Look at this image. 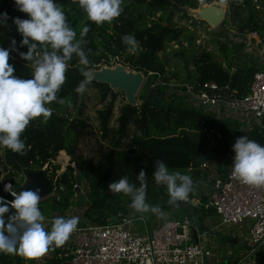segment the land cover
Returning <instances> with one entry per match:
<instances>
[{"label":"trees","instance_id":"16d2710c","mask_svg":"<svg viewBox=\"0 0 264 264\" xmlns=\"http://www.w3.org/2000/svg\"><path fill=\"white\" fill-rule=\"evenodd\" d=\"M219 0H123L121 7L123 12L120 17L114 19L109 24L105 22L97 26L87 19V14L72 0H57L66 15L70 25L76 30L77 38L84 26L90 28L85 37L84 50L90 61V69H99L103 65L112 66L115 59L120 60L125 57V64L132 69L142 71L145 75L153 72L165 76L167 67L162 61L160 54L166 52L172 43H176L181 50H174V56L183 60L186 67L193 66L195 76L199 75L201 81L213 80L220 85H226L230 81L245 94L250 83L253 81L255 70L230 75L228 69L223 64L215 60L212 52L204 49L197 51L196 37L191 30L178 27L174 23L177 14L182 18L190 20L196 26L197 21L188 14V9H198L203 5L212 4ZM240 5H236V0H228L231 10L236 11L245 4L248 8L252 0H239ZM250 6V7H249ZM7 12L10 19L7 26H0V46L10 48L13 39L17 41L16 47L19 51L26 52L27 46L20 47L21 35L16 31L13 19L15 17L27 18V14L17 10L14 0H0V13ZM256 11L251 12V16L245 22L244 27L260 28ZM133 35L138 41V50L131 54L127 49L122 37ZM223 33L217 34L220 38ZM216 42L224 44L218 39ZM188 43L187 47H184ZM178 49V48H177ZM39 54V50L38 53ZM14 65L15 74L19 77L30 78L32 75L31 64L23 60L19 52L10 53V61ZM79 58L73 55L69 63L67 80L62 86L58 96L64 100L77 99L78 93L75 89L85 79L81 74ZM177 76V75H176ZM157 77V76H156ZM169 80L168 76H166ZM165 78V79H166ZM90 85H95L104 92L111 90L108 85H102L92 81ZM143 103L139 107L125 105L119 118V129L112 138L113 146L104 152L100 160L87 166L83 173L75 176L72 163L83 164V157L79 153L80 143L89 130L88 121L82 117V110L78 111V116L72 117L62 113L63 105L52 102L47 105L52 109L53 115L46 124L42 123V118H37L30 122L29 126L22 134L26 146L29 148L26 155L14 153L9 149L0 148V193L4 192L3 182H13L19 185L23 181L18 180L21 170L24 167L42 169L47 163L65 151L71 156V164L67 170L61 174L56 181L58 192L62 200H46L40 203V209L44 216H50L43 211V203L52 212L65 213L71 204L76 205L75 194L76 185L83 182L85 178L88 190L87 209L84 212V219L96 225H108L115 221L120 213L127 214L129 211L122 206L120 194L109 191L108 186L113 181H118L127 176L130 183L137 182V176L141 171L146 173L155 170L156 162L162 160L169 170L196 171L199 167L197 159L202 154L212 152L214 156L226 161L229 157H234L233 144L240 136H247L264 145V132L258 128L246 130L240 128L223 127L214 120L206 117L203 112L188 106L186 101L178 96L167 98L166 105L152 104L147 100L146 94H141ZM65 106V105H64ZM112 113L111 105L101 114L103 128L108 134L109 117ZM165 113L164 116L162 114ZM178 115V117H175ZM139 125L141 135L134 137L130 144L122 147V139L127 135L128 126L131 121ZM203 121L206 123L203 124ZM174 125V126H173ZM180 130V132H179ZM234 134V137L229 136ZM220 134V137H219ZM224 167V166H223ZM222 167V168H223ZM55 169H59L56 166ZM201 176L197 172V176ZM83 177V178H82ZM20 178H22L20 176ZM53 180L54 178L51 177ZM146 183L149 180L146 179ZM200 193L199 185L194 182V192L189 197ZM148 196L155 201H159V208L162 213H171L179 210L178 203L170 204L169 195L165 190L160 194L152 195L151 189L147 188ZM203 204L207 203L206 196H200ZM78 198V203L83 202ZM63 202V203H62ZM181 210V209H180ZM201 218L212 214L214 209L205 210L203 206L196 207ZM144 215V213L140 214ZM178 219L183 218L182 212L171 215ZM48 231H51V227ZM17 249L19 245L17 244ZM49 264H64L66 259L62 258V250L50 247L46 252ZM0 264H35L34 258H27L19 251L14 253H0Z\"/></svg>","mask_w":264,"mask_h":264},{"label":"clouds","instance_id":"9594fccd","mask_svg":"<svg viewBox=\"0 0 264 264\" xmlns=\"http://www.w3.org/2000/svg\"><path fill=\"white\" fill-rule=\"evenodd\" d=\"M228 0H222L227 4ZM87 14V19L98 27L105 22L111 24L123 12V0H72ZM15 7L26 13L27 18L15 17L13 23L21 35L20 47L27 46V51H19L15 39L10 48L0 46V148L26 155V146L22 134L30 122L42 118L46 124L52 117V102L64 104L58 96L67 80L69 63L73 55L79 58L80 71L85 77L75 91L84 94L92 83L95 73L90 70V61L84 50L90 28L84 26L77 38L76 30L70 25L63 7L57 0H14ZM10 19L7 12L0 13V26H7ZM128 51L135 54L138 41L133 35L122 37ZM39 50V54L38 53ZM19 52L20 57L31 64L30 78L19 77L10 61V53ZM232 175L242 183L256 188L264 187V145L240 136L232 146ZM157 185L166 186L170 204L188 201L194 192L191 176L179 171L170 172L162 161L156 162L153 173ZM140 187L130 183L127 176L109 184L108 189L115 194L131 198V207L139 213L162 214L159 206L147 203L146 173L137 176ZM2 181V180H0ZM4 191L14 199L7 201L0 196V253L19 251L27 258L45 254L50 247H62L77 231L80 219L56 217L51 231L44 226L45 216L40 209L41 195L35 190H14L13 185H4ZM11 208L16 210L12 222L5 224L4 215ZM17 244L19 249H17Z\"/></svg>","mask_w":264,"mask_h":264},{"label":"built area","instance_id":"2783aa9c","mask_svg":"<svg viewBox=\"0 0 264 264\" xmlns=\"http://www.w3.org/2000/svg\"><path fill=\"white\" fill-rule=\"evenodd\" d=\"M258 22L260 28L244 27L241 21L231 22L228 14L227 19L218 28L207 23L209 29L213 31L228 24L225 32H221L223 36L219 38L220 41L223 38L228 40L226 43L229 45L241 46L240 52L252 60L256 72L245 94L234 86L232 81L226 85H220L213 80L203 82L199 79V75L184 82L167 81L163 74L153 72L149 74H155L157 81L151 88L165 92V98L178 96L184 99L189 107L203 112L214 121H235L242 124L241 128L244 131L258 128L264 132V31L261 30L264 25L260 24L259 19ZM198 26L196 25V28ZM240 28H243L242 33L239 31ZM200 41L197 39L196 44L199 45ZM172 45L175 48L179 47L176 43ZM221 63L224 68L229 69L226 63ZM205 123L203 121V124ZM209 153L214 156L213 153ZM214 159L210 158L199 167L211 169L209 163ZM233 162L231 157L224 161L222 169L217 171L212 169L208 180L210 191L206 196L207 203L201 202L200 193L189 197L187 201L195 208L203 206L205 210L214 209L219 221L216 228H211L210 220L205 219L208 216L203 218V222L210 228L199 231V243L194 241L193 224L186 217L178 219L172 217L170 213L161 212L162 214H158L156 219V226L150 229L146 217L138 212L129 211L127 214L120 213L118 218L108 225H96L85 220L84 213L76 215L74 210L66 213L72 208L70 207L66 214L60 213L56 216L65 218L78 216L80 219L77 231L71 235L65 245L58 247L63 252L62 258L66 259L65 264H207L205 261L213 257L216 252L212 249L214 242H210L212 239L206 236L207 231L218 230L231 236L232 228H242L247 222H249L247 236L249 252L243 254L236 263L230 264H246L251 261L250 254L264 247V187L256 188L236 179L232 175ZM76 164L74 162V167ZM49 167L50 163H47L43 169H47L51 176ZM58 177L55 176V181ZM8 183L17 190L23 182L18 186L10 181L3 182V189ZM77 188H80L79 184L76 185ZM0 196L5 197L7 201L14 199L5 191L0 193ZM76 196H79V193ZM75 201L76 205H80L78 199ZM87 202L86 200L84 212L88 207ZM56 217L45 216L46 230L49 226L52 227ZM219 252L215 255L220 257ZM232 253L233 250L224 255ZM222 258L221 256L218 262Z\"/></svg>","mask_w":264,"mask_h":264},{"label":"rangeland","instance_id":"374dc122","mask_svg":"<svg viewBox=\"0 0 264 264\" xmlns=\"http://www.w3.org/2000/svg\"><path fill=\"white\" fill-rule=\"evenodd\" d=\"M216 3L219 4H224L222 3V0L219 1H215ZM214 3V2H213ZM242 3V2H241ZM239 0H236V5H240L241 4ZM207 5V4H206ZM209 5V4H208ZM226 6V8H228V13H230L231 7H230V3L227 2V4H224ZM204 6V5H203ZM251 6L250 8H248L247 6H245V4H243V6H241V8H239L236 12V19H238V21H241V23L245 22V20H247L249 18V16H251V12L252 11H256L257 16L256 18L260 20V24L262 23V25H264L262 19H264V0H252L251 1ZM200 8L198 9H188V14L189 16H191L193 19L194 18V12L198 11ZM174 23L178 26V27H182L188 30H191L194 33V36L196 37V39H200L201 43L199 45L196 46L197 51H202L204 50V48H206L207 50L211 51L214 55L215 60H217V56H218V52L225 58H228L230 60H233V62H235V59L233 57V54H237L238 52H240V50L242 49L241 46H236V45H229L226 42H228V40L226 39H221V43L225 42L224 47L225 50H222L221 47L223 45L218 44V42H216L219 38L217 37V33H221V32H225L226 30V26H228V24L226 26H222L220 27V29H218L217 31H213L211 28L209 29L207 23H204L202 21H197V26L199 23V26L196 28V26L193 25L192 23V19L187 20L182 18V16H180L179 14H177L174 18ZM261 30L264 31V27H261ZM184 47L188 46V43L184 44ZM181 50V47L179 46L178 49L175 48L173 45L170 46V48L164 52L160 54V57L162 59L163 62L166 63V73L164 78H166V76H168L169 80L167 81H177V82H184V81H188V80H192L195 78V71L193 70L192 66L186 67L185 62L183 60H180L179 58H176L174 56V50ZM226 52V53H225ZM241 53V52H240ZM227 54V55H226ZM238 60H240L242 63L248 64L250 65L252 62L250 61H246L245 58H247L246 56L241 54H237L236 57ZM125 57L121 58L120 60L115 59L112 63V66H114L115 64L119 63V64H123L125 66L130 67L128 64H125ZM218 61V60H217ZM177 75V76H176ZM156 75L155 74H147L145 75V81L143 83V86L141 88V91L138 95V100H139V106L143 103V100L141 99V94L145 93L146 95H148V92L151 88V86L157 81L156 80ZM164 106L166 105V101L167 98H165L164 100ZM152 104H158V101L156 103ZM162 104V103H161ZM158 104V105H161ZM63 108H62V113L70 115L72 117L78 116V111L81 109L82 110V117H84L90 127L88 132L86 133V135L83 137L81 143H80V149H79V153L80 155L83 157V164H76L74 167V163H72V166L75 169V175H79L81 173H83L84 169L87 166H90L92 164L97 163L102 154L104 152H106L107 150H109L112 146H113V142H112V138L114 137V134L118 131L119 129V118L122 114V108L127 105V101L125 98V94L123 91H118V92H114L113 90H108L107 92H104V90H102L101 88L95 86V85H88L87 86V91L84 94H79L77 95V99L74 102L72 99L65 100V103L62 104ZM65 105V106H64ZM111 105L112 108V113L109 117V123H108V134H106V132L104 131L103 128V122H102V118H101V114L107 110ZM192 108V107H191ZM196 110V109H195ZM162 114V113H161ZM204 114V113H203ZM165 113L162 114V116H164ZM206 115V114H204ZM175 117H178V115H176L175 113ZM206 117H208L206 115ZM219 125L223 126V127H230V128H239L241 127L240 125L234 124L232 125L230 123V121L227 122H217ZM242 125V124H241ZM174 126V125H173ZM180 132V130H179ZM141 135V129L139 127V125L134 121V119H131L129 126H128V132L127 135L122 139V147H126L130 144L131 140L136 137V136H140ZM229 136L234 137V134L229 133ZM231 158V156L229 157ZM71 156L68 155L66 152H60V154L56 157V159L50 163V167H49V171L51 173V176L54 178L55 181V176H60L61 174H63L68 166L71 164ZM217 162V161H216ZM214 163V162H213ZM56 166H59V169H55ZM156 168V167H155ZM200 167H198L196 169V171H181V170H169L170 172H175V171H179L182 174H186L192 177V179H194L195 175H197V172H199V174L203 175L204 178H202L204 181L207 180V172L205 171H200L198 170ZM155 170H149L147 172V177L146 179L149 180L147 184V188L151 189L152 195L154 193L156 194H160L161 191L165 190V192L167 191L166 186L163 185H157L153 176ZM20 176L22 178H20ZM18 180L23 181L24 177L23 174L21 172ZM200 179V176H197ZM202 177V176H201ZM83 178V177H82ZM202 180V181H203ZM57 181V180H56ZM56 181H55V190L54 193L47 198L46 200H62L61 198V194L58 192V187L56 185ZM24 182V181H23ZM137 188H139L140 182H134L133 183ZM147 192V189H146ZM83 194V196H82ZM88 194V190L86 188V183H85V178H83V182L82 185H80L79 188V196H74L75 199H81L84 200L83 202H79L80 205H76L74 206L73 204H71L70 207L72 208H76V209H80L82 210V213H84V208L86 206V200L85 198L87 197ZM76 195H77V190H76ZM85 195V196H84ZM121 197V203L122 206H125L126 209L128 211H135L132 207H131V198L128 196L123 195L122 193L120 194ZM44 200V201H46ZM42 201V202H44ZM41 202V204H42ZM63 203V202H62ZM147 203H149L150 205H155V206H159V201H155L148 196L147 194ZM46 203H43V211H45V213H47L48 215H52L54 212L50 211V209H48ZM69 207V208H70ZM78 207V208H77ZM72 209V210H74ZM70 210V209H69ZM137 212V211H135ZM138 214H142L139 213ZM144 217L147 218L149 225H151L153 219H154V214L151 212L148 213H144V215H142ZM213 250H215V248H212ZM220 256H224V252H219ZM48 255L45 253L42 256H38L35 257V264H49V260H48Z\"/></svg>","mask_w":264,"mask_h":264},{"label":"water","instance_id":"95a60500","mask_svg":"<svg viewBox=\"0 0 264 264\" xmlns=\"http://www.w3.org/2000/svg\"><path fill=\"white\" fill-rule=\"evenodd\" d=\"M229 14V20L236 23V14L232 10L228 13V10L224 4L212 3L210 5L201 6L198 11L194 12V18L196 20L206 22L212 25L214 28H218L226 19ZM240 33L243 32V28H240ZM95 73L94 82L102 85H108L114 92L123 91L127 101V105L132 107H139L138 95L141 91L143 83L145 81V74L142 71L132 69L131 67L123 64H115L114 66L103 65L99 69H90ZM165 92L151 88L146 95L147 100L158 104H161L165 99ZM210 158L219 159V157L211 156L209 152L202 154L197 159L199 165L207 162ZM24 182L17 188V191L22 190H35L38 189L41 195V201L49 198L55 190V184L47 169L27 168L24 167L21 170ZM84 176V173H83ZM81 185V182L79 183ZM79 193V188L76 189ZM180 209L183 210V215L190 222H192V235L194 241L199 243V231L208 230V226L203 222L201 215L198 213L195 207H192L187 201H181L178 203ZM16 214V210L10 207L8 213L4 215L5 224L12 222V217ZM206 236L210 239L217 241L218 251L229 252L232 250H241L243 242L237 237H231L229 234H223L220 231H207ZM240 259L235 254L224 255L220 262L217 264H230L236 263ZM209 260L205 262L208 263Z\"/></svg>","mask_w":264,"mask_h":264},{"label":"crops","instance_id":"0c3cea01","mask_svg":"<svg viewBox=\"0 0 264 264\" xmlns=\"http://www.w3.org/2000/svg\"><path fill=\"white\" fill-rule=\"evenodd\" d=\"M237 54H241V53L238 52ZM237 54H233V57L235 59V62H233V60H230L228 58L223 57L219 52H218V56H217L216 59L219 62H223V63H226L227 64V66L229 68L228 70L230 72V75H234V74L240 73V72H245L246 73L248 70H253V71L255 70L256 71V68L253 66L252 60H250L248 58H245L246 61L252 62L250 65L245 64V63H242L240 60H238L236 58L237 57ZM193 70H195L194 67H193ZM215 122H217V121H215ZM223 122H227V121H223ZM230 123L232 125L237 124V125H240L241 126L240 123H237L235 121H233V122L230 121ZM239 128L242 129L241 127H239ZM219 137H220V134H219ZM224 164H225L224 161H222L221 159L220 160L214 159V160L210 161V163H209L211 169H203V168L202 169L201 168L198 169L200 171L207 172V175H206L207 176V180L204 181L202 179V178H204L203 177L204 174L201 175L202 177L200 176V179L198 177H196V178L193 179V181L194 182H197V184L199 185V190H200L201 196L202 195L207 196L208 193H209V191H210V184H209V181L208 180H209L210 175L212 173V169H213V171L214 170L217 171L219 169H222V167L224 166ZM81 184H82V182H81ZM75 196H76V194H75ZM71 210H72V208L70 210H68L66 213L70 212ZM180 212H182V216L184 217L183 210L182 209L180 210V208H179V210L177 209L175 211H172L170 214L172 215V214L175 213V215H176V213L179 214ZM74 214L81 215L82 214V210H80V209L78 210V209L75 208L74 209ZM59 215H60V213L54 212L50 216L56 217V216H59ZM157 217H158V214H154V219H153L151 225H149V223H148L150 229H153L154 226H156V219H157ZM175 218H177V217H175ZM205 219H209L210 220L209 224H210L211 228H216L217 227V224L219 223L218 218H217L215 212H213L212 214H209L208 215V218H205ZM202 220L204 221L203 218H202ZM50 227L51 226L48 227V230H49ZM45 228H47V227H45ZM248 231H249V222H247L246 224H244V226H242V228H232V232H231L232 235H231V237H237V238H239L240 241L243 242V246L241 247L242 249L241 250L235 249V250H233V253H232V254H235V256H237L239 258H241L243 254H248V252H249L250 246H249V243L247 242ZM210 242H214V248H215V251H216L215 254H216L218 252L217 241H215V240L212 239V240H210ZM56 248H58V247H56ZM215 254L213 255V257H211L209 259V261H208L207 264H217L216 262L218 261V259L221 258V256L219 257L218 255H215ZM249 259L251 261H248L246 264H264V247L263 248L261 247V248L258 249L257 252L250 254Z\"/></svg>","mask_w":264,"mask_h":264},{"label":"bare ground","instance_id":"6f19581e","mask_svg":"<svg viewBox=\"0 0 264 264\" xmlns=\"http://www.w3.org/2000/svg\"><path fill=\"white\" fill-rule=\"evenodd\" d=\"M64 152V151H63Z\"/></svg>","mask_w":264,"mask_h":264},{"label":"flooded vegetation","instance_id":"af4514ba","mask_svg":"<svg viewBox=\"0 0 264 264\" xmlns=\"http://www.w3.org/2000/svg\"><path fill=\"white\" fill-rule=\"evenodd\" d=\"M238 21V20H237Z\"/></svg>","mask_w":264,"mask_h":264}]
</instances>
